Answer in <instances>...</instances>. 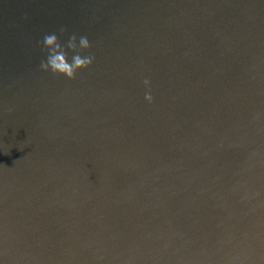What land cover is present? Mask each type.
Returning <instances> with one entry per match:
<instances>
[{
  "label": "water",
  "instance_id": "95a60500",
  "mask_svg": "<svg viewBox=\"0 0 264 264\" xmlns=\"http://www.w3.org/2000/svg\"><path fill=\"white\" fill-rule=\"evenodd\" d=\"M0 264H264V0H0Z\"/></svg>",
  "mask_w": 264,
  "mask_h": 264
},
{
  "label": "clouds",
  "instance_id": "9594fccd",
  "mask_svg": "<svg viewBox=\"0 0 264 264\" xmlns=\"http://www.w3.org/2000/svg\"><path fill=\"white\" fill-rule=\"evenodd\" d=\"M59 32L61 35L68 36L66 47L55 33L46 34L43 38L42 47L46 51L47 59L41 61L40 69L56 76L76 80L80 71L91 68L95 62L94 55L84 56L81 54L90 51L92 44L86 36H77L75 33L68 35V29L65 27H61ZM69 50L73 53L71 61L69 60ZM144 85L148 89L145 92V100L149 104H154L151 80L146 78Z\"/></svg>",
  "mask_w": 264,
  "mask_h": 264
}]
</instances>
